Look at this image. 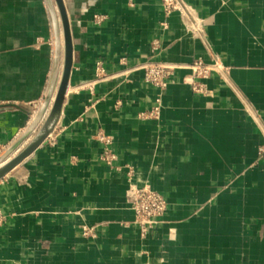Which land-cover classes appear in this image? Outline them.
I'll use <instances>...</instances> for the list:
<instances>
[{
  "label": "crops",
  "instance_id": "0c3cea01",
  "mask_svg": "<svg viewBox=\"0 0 264 264\" xmlns=\"http://www.w3.org/2000/svg\"><path fill=\"white\" fill-rule=\"evenodd\" d=\"M185 1L200 33L161 0H64L77 59L55 130L0 179V264H264V0ZM212 58L195 92L189 64ZM147 61L175 66L165 87ZM53 62L47 1L0 0V155ZM134 184L167 199L145 236Z\"/></svg>",
  "mask_w": 264,
  "mask_h": 264
},
{
  "label": "water",
  "instance_id": "95a60500",
  "mask_svg": "<svg viewBox=\"0 0 264 264\" xmlns=\"http://www.w3.org/2000/svg\"><path fill=\"white\" fill-rule=\"evenodd\" d=\"M46 1L50 9L54 28V62L48 92L30 126L0 155V179L28 158L55 130L62 113L72 68L77 59V54L73 47L70 20L64 0ZM31 135L33 137L27 145L20 152L14 154L19 146Z\"/></svg>",
  "mask_w": 264,
  "mask_h": 264
},
{
  "label": "built area",
  "instance_id": "2783aa9c",
  "mask_svg": "<svg viewBox=\"0 0 264 264\" xmlns=\"http://www.w3.org/2000/svg\"><path fill=\"white\" fill-rule=\"evenodd\" d=\"M161 5L167 14L178 12L189 24L190 28L200 33L202 29V21L195 15L191 6L185 0H161ZM98 21L102 16L95 15ZM100 21V20H99ZM189 67L192 70L189 83L195 92L205 94L207 88L203 80L208 78L212 72L221 73L222 65L217 58L211 60L197 59ZM175 66L163 61H147L144 64V76L146 81L154 86L163 88L166 86L168 78L173 74ZM159 103V101H158ZM160 104L154 107L147 114H156L159 111ZM264 154V145L259 149ZM127 204L134 212V224L138 226L141 235L145 236L150 229L159 222V218L163 216L167 199L161 191L151 188L150 186L131 185L127 190ZM1 216V211H0Z\"/></svg>",
  "mask_w": 264,
  "mask_h": 264
},
{
  "label": "rangeland",
  "instance_id": "374dc122",
  "mask_svg": "<svg viewBox=\"0 0 264 264\" xmlns=\"http://www.w3.org/2000/svg\"><path fill=\"white\" fill-rule=\"evenodd\" d=\"M52 44H53V40H52ZM34 134V133H33ZM32 134V135H33ZM29 136L28 138H27V140H25V142L24 143H22L20 146H19V148L15 151V154H17L18 152H20L26 145H27V143L32 139V137L33 136Z\"/></svg>",
  "mask_w": 264,
  "mask_h": 264
},
{
  "label": "bare ground",
  "instance_id": "6f19581e",
  "mask_svg": "<svg viewBox=\"0 0 264 264\" xmlns=\"http://www.w3.org/2000/svg\"><path fill=\"white\" fill-rule=\"evenodd\" d=\"M15 154V153H14Z\"/></svg>",
  "mask_w": 264,
  "mask_h": 264
}]
</instances>
